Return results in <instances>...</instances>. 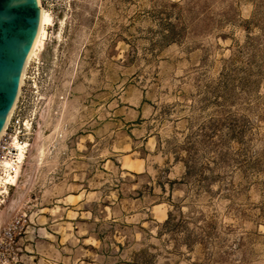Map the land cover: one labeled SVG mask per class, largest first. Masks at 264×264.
Instances as JSON below:
<instances>
[{
	"label": "rangeland",
	"instance_id": "374dc122",
	"mask_svg": "<svg viewBox=\"0 0 264 264\" xmlns=\"http://www.w3.org/2000/svg\"><path fill=\"white\" fill-rule=\"evenodd\" d=\"M41 2L0 264H264V0Z\"/></svg>",
	"mask_w": 264,
	"mask_h": 264
},
{
	"label": "water",
	"instance_id": "95a60500",
	"mask_svg": "<svg viewBox=\"0 0 264 264\" xmlns=\"http://www.w3.org/2000/svg\"><path fill=\"white\" fill-rule=\"evenodd\" d=\"M39 17L37 0H0V132L17 98Z\"/></svg>",
	"mask_w": 264,
	"mask_h": 264
},
{
	"label": "bare ground",
	"instance_id": "6f19581e",
	"mask_svg": "<svg viewBox=\"0 0 264 264\" xmlns=\"http://www.w3.org/2000/svg\"><path fill=\"white\" fill-rule=\"evenodd\" d=\"M37 4L40 10L38 30H37L35 39L33 41L32 47L30 49V52L27 56L24 68L21 73L20 85H19V91H18L17 98L15 100V103L12 109L10 110L7 116L5 125L2 131L0 132V141L5 135V131L13 115L18 98L21 95V88L23 87L24 82H25V78L27 75V69L29 68V65L31 64V62L39 60L38 58L40 54L44 51L46 43H47V39H46L47 28L49 26V22L53 14H51L47 9H45L42 6L41 0H37ZM63 28H64V23H61L59 27L60 33L62 32ZM60 33H59L58 38L61 37ZM26 127L29 130V126L27 123H26ZM35 144H37V141L35 142ZM10 145L16 151V156H15L16 162L13 163L11 160H7V159L2 160L0 164V194H5L7 192V186H16L17 181L20 177L21 165L25 159V150L29 146L28 143H25L24 145L20 144L17 137L12 138ZM43 154H44L43 148L41 146H38V152H37L38 158L41 159L43 157Z\"/></svg>",
	"mask_w": 264,
	"mask_h": 264
},
{
	"label": "built area",
	"instance_id": "2783aa9c",
	"mask_svg": "<svg viewBox=\"0 0 264 264\" xmlns=\"http://www.w3.org/2000/svg\"><path fill=\"white\" fill-rule=\"evenodd\" d=\"M32 65H39V62L37 61L31 62V64L29 65V68L27 69V72ZM27 79H28V76L26 75L25 81ZM23 89H24V85L21 88V95L18 98L13 115L5 131V135L0 141V164L2 160H5V159L11 160L13 163L16 162V157H15L16 151L10 145L13 137H17L19 143L22 145H24L25 143H28L29 146L25 150V158L29 152V147H30L29 133H30V130L32 129L34 118L27 117L24 115V111L26 108V99H25V94L23 92ZM26 123L29 126V130L26 127ZM23 163L21 165V169L23 167ZM10 187H13V186H7V189ZM7 195H8V191L5 194H0V208L5 204ZM18 226H19L18 220H13L9 222L7 227L3 228V230H1L2 228L0 226V235L3 234V239L5 240V242H7L8 244H11L13 242V239L16 236V230Z\"/></svg>",
	"mask_w": 264,
	"mask_h": 264
},
{
	"label": "trees",
	"instance_id": "16d2710c",
	"mask_svg": "<svg viewBox=\"0 0 264 264\" xmlns=\"http://www.w3.org/2000/svg\"><path fill=\"white\" fill-rule=\"evenodd\" d=\"M176 36V32L174 30V27H170L169 30H167V35L164 37L165 41L168 42H172L173 39H175ZM193 151L191 148L188 149V155L190 159H193ZM190 161L185 162V168H186V172H185V177L191 178L192 175H194V173H196V171H194V168L192 166H190ZM208 178H202L201 181H206ZM184 224H186L183 221V217L181 215H176L172 212H170L168 214V218L167 220L162 224L161 228L162 230H164L167 234H177V233H183L185 232V226ZM204 232V230H202ZM192 234H188L186 236V240L185 242L187 243L186 245L189 247L191 244H189L187 241H189V238H191ZM147 252L146 251H141L137 256H135V260L133 261V264H146V260H142L146 257ZM154 256H151L150 258H152ZM146 259V258H145Z\"/></svg>",
	"mask_w": 264,
	"mask_h": 264
}]
</instances>
